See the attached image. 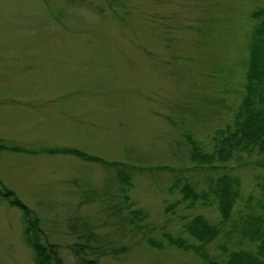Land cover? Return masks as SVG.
Segmentation results:
<instances>
[{
	"label": "rangeland",
	"instance_id": "obj_1",
	"mask_svg": "<svg viewBox=\"0 0 264 264\" xmlns=\"http://www.w3.org/2000/svg\"><path fill=\"white\" fill-rule=\"evenodd\" d=\"M261 26L264 0H0V142L47 149H0V264H35L8 189L66 264L264 259V145L232 136Z\"/></svg>",
	"mask_w": 264,
	"mask_h": 264
},
{
	"label": "trees",
	"instance_id": "obj_2",
	"mask_svg": "<svg viewBox=\"0 0 264 264\" xmlns=\"http://www.w3.org/2000/svg\"><path fill=\"white\" fill-rule=\"evenodd\" d=\"M259 33L264 34V26H261ZM253 59L250 64V69L247 76V97L246 103L241 109L242 118L238 123V131L234 132L232 136H241V142H244V146H252L255 143L264 145V110L259 108H255L257 102H260V98L264 100V38L258 37L256 39L255 47L252 49ZM257 98V99H255ZM241 115V114H240ZM187 140L191 147V152L193 157L199 160V162L209 161L211 158L210 154L197 153L198 149L194 141L191 138L187 137ZM239 143V140L237 141ZM0 149H8L12 151H28L31 153H42L47 149H43L41 151H31L28 149L20 148L18 146H9L6 147L2 142H0ZM36 150V149H35ZM71 151L83 158L92 157L91 155H87V153L74 149V148H56L49 149V153H62ZM222 149L221 151H217L219 158L222 155L227 156L228 153ZM93 158V157H92ZM158 169V168H157ZM181 191L184 193L186 198L196 199L198 194L194 190V188L189 185L182 186ZM220 197V206L221 210L224 214H227L228 209L230 207V196L224 190V187L218 191ZM4 199L11 205L17 206L23 215V223H24V236L27 244L31 247L33 252V258L35 264H66L59 257L58 251L54 244L49 243L43 236L40 235V229L38 227L39 219H32L30 217L29 208L22 203L16 195L11 190H4L2 193ZM186 228L189 232L202 240H208L210 236H214L216 232V228L213 226H209L207 222L201 216H195L190 222L186 224ZM90 239V237L88 238ZM177 243L179 241L176 240ZM181 243V242H180ZM183 244V243H181ZM231 255V254H230ZM236 260L228 259L224 263H219L214 260H208L209 264H264V259L254 256L250 253L242 252L239 255L234 256ZM80 264H96L95 259H80Z\"/></svg>",
	"mask_w": 264,
	"mask_h": 264
}]
</instances>
